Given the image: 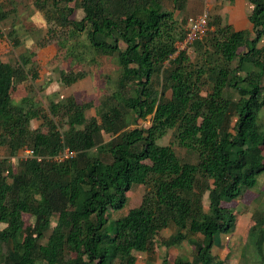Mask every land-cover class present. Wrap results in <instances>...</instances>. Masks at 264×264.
Segmentation results:
<instances>
[{
  "label": "trees",
  "instance_id": "trees-1",
  "mask_svg": "<svg viewBox=\"0 0 264 264\" xmlns=\"http://www.w3.org/2000/svg\"><path fill=\"white\" fill-rule=\"evenodd\" d=\"M247 1L254 37L214 16L208 37L194 43L201 55L193 63L185 51L174 55L184 30H177L168 0H33L51 24L46 39L55 37L75 63L114 58L117 77L99 99L78 102L70 93L45 109L33 92L14 93L29 75L40 78L25 70L40 53L15 63L0 54V147L8 153L0 157V264H136L138 252L156 246L165 248L160 264L228 263L229 253L208 254L214 233L232 232L238 220L223 203L240 198L264 170V122L257 121L264 107V0ZM12 11L0 0V22ZM3 37L20 44L12 30ZM87 73L70 68L60 79L69 86ZM137 120L149 124L131 125ZM169 129L195 162L158 143ZM24 149L32 153L17 156ZM64 149L71 154L56 159ZM134 185L144 188L140 203L126 208ZM263 230L264 208L252 214L244 238ZM183 241L193 257L169 259L166 251ZM263 241L262 233L259 251Z\"/></svg>",
  "mask_w": 264,
  "mask_h": 264
},
{
  "label": "rangeland",
  "instance_id": "rangeland-1",
  "mask_svg": "<svg viewBox=\"0 0 264 264\" xmlns=\"http://www.w3.org/2000/svg\"><path fill=\"white\" fill-rule=\"evenodd\" d=\"M6 8H12L13 11L7 19L0 22V32L6 37L9 31L15 32L20 44L17 47H12L1 50V58L4 61H10L15 63L21 55L32 56L38 54L37 59L32 63L25 66V70L29 68L37 71L40 78L32 80L30 75L27 79L18 85L15 90L17 97L28 92H33L38 104L47 109L49 100H62L66 95L74 93L78 102H81L86 95H91L95 98H100L104 94H108L114 87V80L117 77V68L114 58L102 57L97 64H88L87 58L82 63H75L66 55L64 49H60L56 44V38L45 37L46 29L51 26L47 24L43 12L38 11L33 5V0H1ZM238 1V2H237ZM242 0L227 1V0H176L175 7L171 0L166 2L165 6L170 10L176 9L177 17V30L183 31L185 21L189 16H194L200 13L203 9H207L209 14V21L214 16H219L223 23H230L236 29H247L244 22L246 20L236 18L239 14H236L237 8L240 14L244 11L250 10L251 4L240 2ZM240 2V3H239ZM237 7V8H236ZM83 12L77 10L73 14V18H81ZM250 37H254V33L251 28ZM206 34L204 38L208 37ZM45 40L47 43L43 47H38L36 42L39 40ZM264 40L262 36L260 43ZM195 43V42H194ZM194 43L190 46V49L186 51L189 61L200 62L201 49L195 46ZM34 57V56H33ZM236 61V60H235ZM235 61L232 66L235 65ZM82 68L87 71V76L72 85H64L60 79L61 70ZM31 73V72H30ZM24 87V89H23ZM237 98V95H236ZM99 105V104H98ZM95 107L89 109L88 115L95 113ZM60 115V114H59ZM59 125L62 124L60 116L54 118ZM258 122H264V107L258 112ZM40 124V120L31 121V126L37 127ZM149 120H137L132 122L131 125H148ZM161 145L170 144L176 154L186 161L195 162L196 155L193 151L180 146L176 139L173 137V129H169L167 133L158 140ZM21 154L18 152L17 156ZM264 154V149H263ZM7 150L5 147H0V157L7 156ZM20 157V156H19ZM18 158V157H17ZM17 158L10 160L17 163ZM144 191L143 186L134 185L128 192V203L126 208L136 206L140 203L141 195ZM207 198L204 196V206L207 207ZM229 210L237 213V223L234 230L230 233L216 232L213 235V245L209 250V255L214 256L216 259L224 258L226 254L227 264H264V241L262 249L258 250L256 239L264 234V230L254 231L253 234L245 235L247 223L249 222L252 214L258 210L264 208V170L256 175V181L252 187L243 190V195L239 198H233L228 202L223 203ZM25 224H32L33 217L29 214H23ZM54 223H52L53 225ZM2 227V225H0ZM174 231L173 227L164 229L160 237L165 239L170 236ZM197 240H201V235L194 236ZM165 248L156 246L152 252H138L136 264H160L163 254H165ZM169 259H173L175 256H184L189 259L193 257L195 253L192 246L186 241H183L177 248H171L166 251Z\"/></svg>",
  "mask_w": 264,
  "mask_h": 264
},
{
  "label": "built area",
  "instance_id": "built-area-1",
  "mask_svg": "<svg viewBox=\"0 0 264 264\" xmlns=\"http://www.w3.org/2000/svg\"><path fill=\"white\" fill-rule=\"evenodd\" d=\"M209 14L207 9H203L199 14L194 16H189L184 25V35L180 41L176 43V55L179 51H187L190 49V46L197 40H202L203 37L208 33L210 30L209 26ZM32 153L30 149H24L19 154L20 157H25ZM71 153L68 149H64L60 155L55 157L56 159H63L64 157L69 156Z\"/></svg>",
  "mask_w": 264,
  "mask_h": 264
},
{
  "label": "crops",
  "instance_id": "crops-1",
  "mask_svg": "<svg viewBox=\"0 0 264 264\" xmlns=\"http://www.w3.org/2000/svg\"><path fill=\"white\" fill-rule=\"evenodd\" d=\"M244 3L243 4H245V3H247V0H242ZM242 1H240V2H242ZM238 2V1H237ZM239 2V3H240ZM237 8V7H236ZM237 10V12H236V14H239L238 16H236V18H240V19H245L246 20V22H244V24H245V26H246V28L248 29V28H251V23L249 22V20H248V12H246V11H244V13H242V14H240L239 12H238V8L236 9ZM199 14V13H198ZM240 29V28H239ZM10 46V43L8 42V41H6V39H4V37L3 38H0V47H1V50L2 49H6V48H8ZM0 50V51H1Z\"/></svg>",
  "mask_w": 264,
  "mask_h": 264
}]
</instances>
